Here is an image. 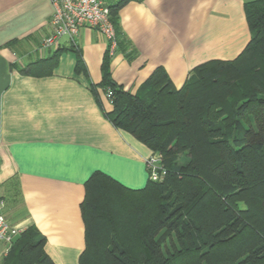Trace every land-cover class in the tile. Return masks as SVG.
<instances>
[{"label":"crops","instance_id":"obj_1","mask_svg":"<svg viewBox=\"0 0 264 264\" xmlns=\"http://www.w3.org/2000/svg\"><path fill=\"white\" fill-rule=\"evenodd\" d=\"M251 1L108 0L118 6L128 47L113 56L112 79L136 94L164 68L181 88L201 64L236 59L251 40L245 14ZM53 10L52 0H0V198L12 226L21 233L34 226L46 238L55 264H80L86 181L99 171L128 188H144L153 152L106 117L113 104L102 85L108 42L101 33L80 31L82 72L68 38L42 53ZM59 50L51 76L20 73Z\"/></svg>","mask_w":264,"mask_h":264},{"label":"trees","instance_id":"obj_2","mask_svg":"<svg viewBox=\"0 0 264 264\" xmlns=\"http://www.w3.org/2000/svg\"><path fill=\"white\" fill-rule=\"evenodd\" d=\"M117 10L111 7L117 49L127 50ZM245 14V50L232 61L201 64L181 88L158 68L136 94L124 90L111 77L107 50L102 85L113 110L106 117L159 153L168 175L131 189L92 174L81 204L80 264H264V0L246 3ZM71 50L84 71L78 47ZM60 52L20 73L51 76ZM1 264L55 263L33 226Z\"/></svg>","mask_w":264,"mask_h":264},{"label":"built area","instance_id":"obj_3","mask_svg":"<svg viewBox=\"0 0 264 264\" xmlns=\"http://www.w3.org/2000/svg\"><path fill=\"white\" fill-rule=\"evenodd\" d=\"M108 0H52L53 14L49 25L51 31L44 36L41 42L43 54L57 48L60 41L68 38L75 46L80 31L83 28L95 29L101 33L108 42L111 56H114L117 48V34L112 21L111 6ZM122 4L128 0H115ZM112 93L108 92V98ZM149 179L153 182H163L168 171L164 166L163 158L159 153L152 154L146 160ZM6 202L0 198V248L4 247L6 256L14 239L21 234L20 230L12 226L5 216Z\"/></svg>","mask_w":264,"mask_h":264},{"label":"rangeland","instance_id":"obj_4","mask_svg":"<svg viewBox=\"0 0 264 264\" xmlns=\"http://www.w3.org/2000/svg\"><path fill=\"white\" fill-rule=\"evenodd\" d=\"M188 157L186 155H183L182 157L179 158V162L185 163L187 161Z\"/></svg>","mask_w":264,"mask_h":264}]
</instances>
